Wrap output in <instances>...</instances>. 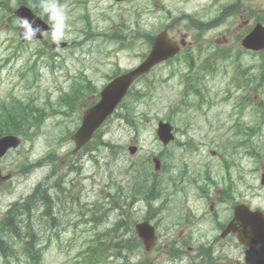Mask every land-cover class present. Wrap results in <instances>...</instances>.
<instances>
[{"label": "rangeland", "instance_id": "1", "mask_svg": "<svg viewBox=\"0 0 264 264\" xmlns=\"http://www.w3.org/2000/svg\"><path fill=\"white\" fill-rule=\"evenodd\" d=\"M35 1L38 6L39 0ZM20 2L28 5L33 0H0V101L30 99L45 111L39 124L26 131L20 145L10 149L0 162L2 172L10 173L0 181V218L40 182L51 195L54 215L50 220L41 214L40 203L31 204V224L43 250L40 264H83L82 251L94 248L96 255L104 258L98 264H196L202 257L194 250V243L204 239L212 256V263L207 264H233L231 260L243 252L232 242L219 244L207 233L209 225L204 222L187 230L194 234V243L189 241L191 248L180 257L170 253L168 244L181 232L187 233L180 227L185 223L178 219L180 213L208 211L207 200L197 197L200 186L210 196L221 187V180L215 188L205 175L216 177L223 172L220 158L209 151L222 152L225 147L227 111L250 98L252 107L244 108L248 117L255 111L256 99L264 100V82L255 85V80L249 84L247 80L262 72L264 50L250 53L239 44L253 20L250 12L264 16V0H60L69 15L64 40L69 44L59 49L43 44L50 42V37L31 42L17 39L13 10ZM228 3H235L238 11L199 34L197 22L212 19L220 6L222 9ZM163 27L177 34L186 32L192 44L137 80L87 147L72 151L70 134L80 125L88 102L96 97L94 89H101L106 75L116 66L129 69L138 64L150 49L144 36L155 35ZM124 37L128 39L122 42ZM120 44L129 45L121 49ZM80 76L90 79L93 88L79 94L68 104L72 105L69 109L59 102L60 95L82 89L80 83L87 82L78 79ZM194 78L202 98L197 106L200 109L193 106V101L200 99L191 90ZM160 119L176 128L175 138L167 145L155 132ZM100 138L106 144H99ZM130 144L137 145L133 155L127 150ZM155 155H160L163 168L154 171L151 157ZM36 161L38 166L30 167ZM147 164L148 170L144 167ZM146 172L154 173L165 187L150 207L133 190L135 183L146 180ZM246 176V183L237 187L264 207V189L255 185L248 188L252 172L247 170ZM27 214L23 213V222ZM147 214L153 216L157 228V247L149 253L140 246L131 247L118 255L115 239L124 231L126 220L132 232V223ZM118 222V229H113ZM12 246V254L0 256V264H31L21 252L20 241L13 239ZM100 247L102 251H98Z\"/></svg>", "mask_w": 264, "mask_h": 264}, {"label": "flooded vegetation", "instance_id": "2", "mask_svg": "<svg viewBox=\"0 0 264 264\" xmlns=\"http://www.w3.org/2000/svg\"><path fill=\"white\" fill-rule=\"evenodd\" d=\"M201 101L193 102L194 106H199ZM249 102L244 101L238 105H234L230 110L227 111V126H225L226 137L228 138L226 149L228 160V167L225 168L226 186L221 188L214 198H209L205 205L208 206L210 211L193 213L190 211H185L181 213L180 219L184 220L185 223L181 224L184 230H190V227L194 223H207L208 232L212 234L219 244L232 242L235 246L239 247L243 252V255L236 256L233 259V264H254L255 260L262 255L261 246L257 245L254 248H249L238 241L237 230L245 229L246 224L243 222L234 221V210L238 205L245 204L251 209L260 208L253 204L252 197L247 195L246 191H237L234 189L231 177V168L233 169V175L239 179L241 171H244L246 167L245 157H248L252 162H254V170L258 163L262 162L260 170H264V120H263V102L257 101L255 111H250L249 116L246 117L244 108L248 107ZM260 109V110H259ZM258 111V112H257ZM255 113H259L255 115ZM183 132H187L186 129ZM237 155L235 161L233 162L234 156ZM257 163V164H256ZM231 177V178H230ZM222 195V200L220 199ZM204 197V194L200 196ZM208 197V196H207ZM222 211V212H221ZM232 224L235 230H230L225 236H221L222 232L225 230L228 224ZM192 233H183L173 237L168 246L176 251H182L184 248L190 249L188 246L190 241V236ZM206 242L201 243L196 250L198 251H208L210 246L206 247Z\"/></svg>", "mask_w": 264, "mask_h": 264}, {"label": "water", "instance_id": "3", "mask_svg": "<svg viewBox=\"0 0 264 264\" xmlns=\"http://www.w3.org/2000/svg\"><path fill=\"white\" fill-rule=\"evenodd\" d=\"M18 17L26 16L29 19H35L36 23L41 26L43 30L49 32V27L44 23L38 16L32 13V11L21 5L15 11ZM19 37L22 41H25L21 37L20 30L18 29ZM41 34V33H40ZM40 34L37 37H40ZM243 44L249 47L258 48L264 43V30L257 26L248 36L243 39ZM61 43L60 46H62ZM176 51V43L167 37L165 32H160L157 34L155 41L151 47L150 52L147 57L135 68L115 77L112 79L101 91L100 99L90 108L86 109L81 125L72 134L71 138L75 142L74 150L78 149L82 144L87 142L93 131L100 125L104 118L114 109L116 104L119 102L121 97L125 94L129 84L140 74L149 70L155 63L163 60L174 54ZM157 133L159 137L166 143L172 135L170 134V126L167 123L159 121ZM19 143V139L14 135H4L0 137V156H2L6 150L10 147H15ZM135 147H130V151L133 152ZM9 175L1 176L0 178H6ZM137 234L142 238L146 248L148 249L153 243L154 231L153 227L147 223V221H142L135 226ZM258 234H261L258 235ZM264 237V230L257 231L252 234L246 232L243 234L242 238L244 240L262 239ZM264 245V241H260Z\"/></svg>", "mask_w": 264, "mask_h": 264}, {"label": "trees", "instance_id": "4", "mask_svg": "<svg viewBox=\"0 0 264 264\" xmlns=\"http://www.w3.org/2000/svg\"><path fill=\"white\" fill-rule=\"evenodd\" d=\"M36 1L33 0L32 9L36 10ZM202 25L199 24V27ZM116 38L115 36H112ZM147 39H152L150 36H146ZM123 39V38H120ZM78 89H73L69 94L60 95L61 103H64L65 107L72 108L71 104L75 100V94ZM45 107L42 105L35 104L32 100H19L14 99L2 101L0 103V135L4 133H14L26 135V131L33 125H38L43 119V112ZM153 188V187H152ZM156 190V187L153 188ZM145 193V191H144ZM38 202L42 205V215L48 218L54 219L52 215V202L51 197L46 189H42L41 185L38 184L33 192L28 195L24 200L12 203L9 208L5 211L4 215L0 218V256L5 257L8 253L13 252V239L20 241L21 250L26 253L33 261L41 258V248H36L34 242L36 239V232L31 224V217L29 214L31 210V204ZM45 206V207H44ZM32 211V210H31ZM28 213L26 221L23 222V213ZM30 216V217H28ZM125 244V240L123 241ZM120 247V244H118ZM125 246H127L125 244ZM89 252L86 257L85 264H98ZM91 254V255H90Z\"/></svg>", "mask_w": 264, "mask_h": 264}, {"label": "clouds", "instance_id": "5", "mask_svg": "<svg viewBox=\"0 0 264 264\" xmlns=\"http://www.w3.org/2000/svg\"><path fill=\"white\" fill-rule=\"evenodd\" d=\"M38 7L50 22L48 31L52 43L59 48L61 42L65 40L69 28V15L66 6L61 4L60 0H39ZM17 27L21 37L25 40H33L43 31L35 19H29L26 16L17 18Z\"/></svg>", "mask_w": 264, "mask_h": 264}, {"label": "bare ground", "instance_id": "6", "mask_svg": "<svg viewBox=\"0 0 264 264\" xmlns=\"http://www.w3.org/2000/svg\"><path fill=\"white\" fill-rule=\"evenodd\" d=\"M45 207V206H44ZM35 208V207H34ZM53 209V208H52ZM32 212V211H31ZM44 218V217H43ZM45 219V218H44ZM56 219V218H55ZM33 220H35V219H33ZM57 223V222H56ZM53 224V223H52Z\"/></svg>", "mask_w": 264, "mask_h": 264}]
</instances>
